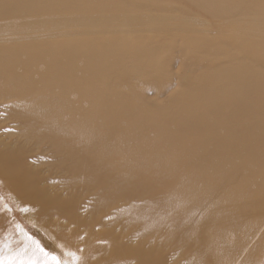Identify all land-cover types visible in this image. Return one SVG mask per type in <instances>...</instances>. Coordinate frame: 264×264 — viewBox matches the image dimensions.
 <instances>
[{
	"label": "rangeland",
	"instance_id": "374dc122",
	"mask_svg": "<svg viewBox=\"0 0 264 264\" xmlns=\"http://www.w3.org/2000/svg\"><path fill=\"white\" fill-rule=\"evenodd\" d=\"M7 1L6 3L9 4L15 3L4 8L6 12L12 11L11 13L8 12L7 14L0 8V14L2 13L0 15V47L14 48L15 51H33V47L36 50L32 54L35 53L38 58L39 55L47 57V61L51 60V58L47 56V50L49 49L46 47H53L55 39L61 42L59 43L57 40V45L66 50L82 41L86 42L91 49L86 50L87 52H80L81 54H79L78 61L75 64L76 72L66 68L60 71L61 76L58 74L60 76L58 78H54V68L51 61H48L46 64L47 61L45 59V63L44 61L41 63L43 59L40 58L38 59L40 61L37 59L33 60L34 64L37 62L39 70L37 69V65L33 66V61L30 59L28 62L30 65L21 67L11 64L4 69L6 72L0 71V77L3 76L6 81L10 80V83L6 87V90L9 92H2L0 89V144L4 150H14L13 155L10 157L13 159L11 165L13 175L21 177L25 173L33 178L32 181L36 184V189L41 192V196L48 197L51 195L64 201L70 198L73 206H75L72 214H69V219L62 218L64 217L62 215L66 214H62L60 210L53 209L49 211L50 217L53 218L51 221L55 225L60 224L65 230L60 228L58 232L56 229L53 230L52 227L51 229L50 227H44V229L47 228L48 230L41 229L30 221L28 214L30 210L29 206L22 208V204L24 203L22 201H25L24 198L17 195V199L21 202L12 200V194L10 193L11 190L14 191L15 186L9 177L3 173L0 165V253L5 258H8L9 255L19 254L20 256L21 254L20 258L24 261H37L39 264H43L45 259L51 260V256L45 257L36 245L27 239L28 236H31L33 240L39 242V246L45 252L56 256L61 264H86V262L87 264H93V261L96 260L94 257L102 251V245L110 243L109 241L112 237L117 241V245L114 244L107 255L111 264H195L192 262V258L195 256L192 251H181L177 242L167 241L166 237H162L160 233H151L146 237H141L139 228L135 224L133 225L131 221V224L128 223L129 220L125 217V214L116 212V209L127 205L139 206L141 204L139 200L129 201L131 199H127L128 202L127 200L123 199L124 201H122L120 199L116 200L114 205H110V208L98 212L93 211L95 202L107 192L108 180L113 174L127 167L125 159L127 154L124 151L121 154L124 157L118 155L119 159H113L109 163L103 160L102 153L104 150L100 147L98 148L97 155L90 158L84 155L82 157L83 164L80 162L77 169L85 171L88 162H94L93 167L96 164L95 167L86 177H104L100 183L101 187L94 190L92 182L89 181L84 185L83 183H79V185L73 186L72 181L76 180L74 178L75 174L64 167L58 168L56 166L59 158L54 154L50 141L45 138L38 139L25 135L23 132V128L25 127L24 120L22 121V119L13 116V111L16 109H21L23 112L44 103L51 111L46 116L40 114L34 116L36 128L41 127L43 123L42 117L53 121L55 124L58 122L61 130L70 137L69 141L71 145L74 146L76 143L83 145L89 143V141H97V136L105 137L108 135L101 134L103 131L93 121H100L104 116H108L109 109L103 105V102L107 101L108 95L111 94L115 98L116 104L121 102L120 106L115 105L111 107L115 109L112 110L115 113L119 112L117 108L123 107L124 103L135 104L136 110H134L136 113L139 112L137 109L141 107L143 110L145 108L144 111H148L145 120L137 124H132L129 115L125 116L119 122L120 129L117 133L119 137L134 135L138 130H144V127L147 128L154 125V123L166 129L164 131H155L153 134L150 132L147 134L153 137V139L147 138L146 142L151 140L159 148L145 150L143 155L147 158L143 161L138 160L141 162L136 163L134 166H128L127 168H132L131 171H128L129 175L131 173L141 175L146 171L153 170V166H155V162L153 161L158 160V165L164 168L166 177L174 179L175 182L172 188L170 184H165L164 188L173 189L175 186L182 184L185 178L195 177V172L202 170L203 176L206 177L210 174L209 169L213 170L218 167H225L227 166V161L232 160V166L225 170L223 179L230 178L236 182H241L234 183L231 186V191L240 196V198L224 201L218 205H229L234 210H239V214L242 217L238 221V225L242 231L232 236L229 234L228 241L231 240V242L227 241V244L229 246L235 243H242L248 246L253 243L245 251V254L253 256V258L256 257L257 260L254 258L256 261L253 264H264V210H262L264 209V199L259 201L258 208H256V204L251 205V207L246 203L248 200H257L258 197L264 195V188L259 193H253L251 191L253 189L244 185L243 181L238 180L236 177H230L232 174L237 173V171H242L244 176H254L257 173H261V170H264V156L257 161L253 158L250 159L255 160L250 165L245 164L244 161L249 157L250 153L246 151L247 147L241 148L242 150L240 149L243 146L240 145L243 141L241 139L242 127L236 124L242 125L247 122L257 123L261 120L264 121V115L254 109V112H242V115L237 117L234 115V108H231L224 113V120H229V122L225 124L221 131H208L200 127L194 128V130L200 131L188 130V125L191 122L189 118L198 113L200 108L194 106V103L201 104L199 98L202 102L206 101L202 106H207L208 103L212 104V101L215 100L211 96L220 91V94L225 95L227 103L230 102L237 108L247 107L248 105H259L264 102V93L262 94V90H264V0H250L247 1L248 3L241 0H207L208 4L203 3L201 0H89L87 3H84V0H74L73 2L75 3L76 1H82V8H80L82 11L79 9L71 12L77 13L76 15H62L58 13L53 15L59 16L60 19L49 15L50 11L45 4L46 0H33L34 3L32 0H25V3L28 2L29 7H26L27 4L25 3L24 5L21 4V0ZM222 1L231 2L226 5L228 7L234 6L232 9H228L229 12L224 15L218 9L221 6L218 2ZM23 2L24 0H22ZM63 2H67V0H63ZM37 3H39L38 6H36ZM20 11H22L21 14ZM63 12L66 13L67 11ZM86 12L89 14H86ZM17 13L20 16H15ZM86 15H91L89 16L91 20L99 15V17L109 18V20L101 22L103 31L102 34L100 33L101 39L96 37L97 34L93 31H89L92 36L86 34L84 37V28L81 25V21L83 18H88ZM187 17L189 21L184 20ZM52 18L56 28H61L63 31L57 29L54 33L50 32L53 30L51 29L53 27ZM110 25L111 29L116 26L118 30L114 28L112 31L109 28ZM132 26L135 28L129 29ZM141 26H144L142 28L145 30V33H143ZM121 28H126V30H122ZM153 28L160 29V31L158 32L157 30L158 33L153 32ZM107 29L111 31H107ZM18 30H20L21 34L18 33ZM22 30H26L25 33ZM27 31L28 34H26ZM30 31H32L31 34H29ZM68 31L71 34L64 35V32L68 33ZM5 32L6 34H4ZM40 32L45 34L43 35ZM60 32H62L61 37L57 35ZM16 34L22 36L18 37ZM1 35H5V37H1ZM11 39L12 41H10ZM13 39L19 40L14 41ZM23 39H26L28 42H26V45H32L31 48L26 49L21 44V40ZM45 42L48 44L47 46ZM50 44L54 45L51 46ZM137 44L143 46H141V51L136 48ZM57 45H55L56 48L58 47ZM99 45L101 47H98ZM38 50L41 52L39 53ZM43 50L46 51L44 52ZM121 50H125L124 52L126 53L121 52L120 54L123 53L124 55L119 59L117 56L120 55L118 53ZM218 52H220V55L215 54ZM111 54L112 56H110ZM122 62L125 63L123 64ZM229 62L238 66V70L235 71L236 73L234 76H231L228 82L219 81L216 79L217 74L219 71L227 69ZM120 64L121 66H119ZM101 65L103 67L99 70ZM111 65L115 67L113 68ZM89 66H96L98 71L88 75L82 73L79 79L76 75L74 76V73H77L80 67L85 70ZM31 67H36V69ZM29 71H31V75L27 74ZM23 72H25L26 76L22 74ZM10 73L13 77L8 78L11 76ZM66 73L68 76H65ZM33 74H35L36 78L26 79L31 78ZM121 75L123 78L120 77ZM40 76L41 78L45 77V80L47 77L46 84L45 81L43 83L40 81L39 85L37 82H35V85H28V82L40 79ZM73 77L77 78V80L75 81ZM15 78L16 80H20L19 84L15 83ZM23 78L28 82H24ZM71 82L72 84L69 86L67 83L70 84ZM80 84L82 88V100L79 97L80 95H73L74 89L79 87ZM257 84H260L262 89L258 91V94L249 95L246 92L247 89L250 87L254 88ZM55 89L58 91L55 92ZM13 104L17 105L14 106ZM208 121L214 124L216 119L214 116H209ZM85 122L87 126L83 127ZM205 132L208 135L216 136L222 141L232 143L230 146L235 150L234 157L219 153V149L215 144L206 142L202 144L203 133ZM248 144L246 143L245 145L248 146ZM132 148L133 146L129 147L130 153L135 151ZM20 149H22V152L17 153ZM214 155H220L221 157H215ZM10 188L9 193L8 189ZM221 189L223 188L214 185L204 192L208 194ZM207 204L214 207L210 202L204 203L203 212H206ZM184 209L179 210H183L179 215L186 211ZM216 219V222H223L222 216ZM234 220L235 218L230 216L228 222L234 223ZM59 221L60 223H58ZM70 225L75 226V228H71ZM71 230L73 231L71 232ZM201 233L205 236L209 233V229L205 228ZM242 238L244 239L243 241ZM62 243L68 244L67 247ZM69 245L71 246L69 247ZM258 247L261 249H258ZM232 248L234 247L232 246ZM20 249L21 251H19ZM69 249L73 252L69 251ZM225 249L226 247L222 246L217 250L220 254L215 253L212 255L203 251L204 254L200 252L199 256L204 263L223 264L228 254H235V252L230 253L227 250L224 252L225 254H221V251ZM83 250L84 252L82 253ZM257 250L261 253V258L258 256L259 254L257 255ZM75 251H78V254H75Z\"/></svg>",
	"mask_w": 264,
	"mask_h": 264
},
{
	"label": "bare ground",
	"instance_id": "6f19581e",
	"mask_svg": "<svg viewBox=\"0 0 264 264\" xmlns=\"http://www.w3.org/2000/svg\"><path fill=\"white\" fill-rule=\"evenodd\" d=\"M6 1L7 0H0V4H1L0 8L3 9L2 11H5V12H6V10L4 8H7L8 6L15 3V2L13 3L12 1L8 0L9 2H12V4H9V3H6ZM73 1L74 0H67V2H63V0H46L45 4L49 8V11H50L49 15L52 16L53 18L60 19L59 16H53V15H56L57 13L62 14V15H76L77 13H71V12L79 10L80 8H82V4H81L82 1H79V2L76 1V3ZM88 1L89 0H84V3H87ZM201 1H203V3L208 4L207 0H201ZM241 1H245V3H248L247 1H250V0H241ZM32 2H33V0H32ZM24 3H25V0L23 3L21 0V4L24 5ZM27 3H25V4H27ZM218 3H219V5H221L220 8H218V9H219L220 13L223 15L226 14L227 12H229L228 9H232L234 7V6H232V7L226 6L229 3H231L228 1H222V2H218ZM17 4H18V1H17ZM38 4L39 3H37L36 6H38ZM215 4H217V3H215ZM27 5H26V7H29V5L28 6ZM13 6H15V5H13ZM127 8L129 9V7H127ZM17 10H19V9H17ZM27 10H28V8H27ZM80 10L82 11V9H80ZM63 11H67V12L65 13ZM136 11H138V9H136ZM0 12H1V10H0ZM8 12H6V13L8 14ZM11 12L12 11H10L9 13H11ZM21 12L22 11H20V14H21ZM40 12H41V10H40ZM23 14H24V12H23ZM23 14H22V16H23ZM86 14H89V13L86 12ZM18 15L19 14L17 13L15 16H18ZM89 16H91V15H86V17H88V18H83L81 21V25L84 28V37L86 34H89V35L91 34V33H89V31H93L94 33L97 34L96 37L100 38V35L103 32L102 27H101V22L109 20V18L99 17L100 16L99 15L98 17H95L93 20H91L89 18ZM134 16H136V15H134ZM137 16H139V15H137ZM142 16H144V15H142ZM164 16H167V15H164ZM15 18H17V17H15ZM37 18H43V17H37ZM53 18L51 19L52 22H53ZM184 20L189 21V18L187 17ZM248 22H250V21L248 20ZM246 26H248V25H246ZM133 27L134 26L130 27L129 29H131ZM142 27H144V26H141V28ZM109 28L111 29V25ZM114 28H116V26L112 27L113 30H114ZM149 28H151V27H149ZM51 29H53L52 31H50L52 33H54L58 29L54 25V22H53V27H51ZM60 29L61 28H59L58 30L60 31ZM68 29H69V27H68ZM110 29L109 30L107 29V31L112 30V29L111 30ZM116 29H115V31H116ZM36 30L38 31V29H36ZM65 30H67V28H65ZM124 30H126V28ZM127 30H128V27H127ZM134 30H136V29H134ZM142 30H143V28H142ZM157 30H158V32L160 31V29H155V28L152 29L153 32L158 33ZM220 30H221V28H220ZM22 31L25 33L26 30H22ZM32 31H34V30L32 29ZM32 31H30L29 34H31ZM40 31H43V30H40ZM78 31H80V30H78ZM80 32H83V31H80ZM18 33H20V30H18ZM40 33H42V32H40ZM46 33H48V32H46ZM52 33H50V34L53 35ZM57 33H59V32H57ZM143 33H145V30H143ZM1 34H3V33H1ZM4 34H6V32ZM26 34H28V31L26 32ZM42 34L44 35L45 33H42ZM61 34H62V32H60V34H57V35H60V37H61ZM65 34H71V33H69V31H68V33L64 32V35ZM43 35H41V36H43ZM111 35H114V34H111ZM2 36L5 37V35H1V37ZM20 36H22V35H20ZM20 36H18V37H20ZM90 36H92V35H90ZM93 36H95V35H93ZM102 36H104V35H102ZM79 37H81V36H79ZM250 37H252V36H250ZM29 39H27V40H29ZM38 39H40V38L38 37ZM16 40H19V39H16ZM16 40H14V41H16ZM30 40H32V39H30ZM57 40L55 39L54 40L55 42H53L55 45H57V43L59 42V40H58V42H57ZM10 41H12V39ZM47 41L51 42L50 40H47ZM61 41H62V39H61ZM4 42H6V41H4ZM26 42H27L26 39L21 40V44L26 49L31 48L32 45L28 46V45H26L28 42L27 43ZM7 43H9V42H7ZM36 43H37V41H36ZM59 43H61V42H59ZM105 43H107V42H105ZM45 44H46V42H45ZM94 44H96V43H94ZM47 45L48 44H46V46ZM53 45H51V46H53ZM55 45L53 47L49 46L50 48L46 47L47 49H49V50L46 49L47 50V56L51 58V60H48V61H51L52 67L54 68L53 69L54 78L60 77L61 76L60 71H63L66 68H68L70 71L74 72L75 71V64L78 61L79 54L82 53L81 51H86V50L91 49V47L89 45H87V43L84 41L73 45L71 48H69L67 50L64 48H61V46H58V45H57L58 47L56 48ZM101 45H103V44H101ZM113 45H115V44H113ZM141 46L139 44H137L136 48L139 51H141L142 47H143V46L142 47ZM43 47H44V44H43ZM98 47H101V46L99 45ZM37 48H38V46H37ZM32 49H33V51L36 50L33 47H32ZM118 49L120 50V48H118ZM46 50H43V51L45 52ZM102 50H104V49H102ZM33 51L32 50L15 51L14 48L0 47V71L1 72L3 71V73L6 72V71H4V69L9 67V65H11V64L19 65V66L23 67V66L29 64L28 62L30 59L33 61L35 59L38 60L40 58V59H43L41 61V63H42L47 58V57H44L42 55H39V58H38V56L35 53L32 54ZM124 51L121 50V51H119L118 54H120L121 52H124ZM38 52H39V50H38ZM124 53H126V52H124ZM42 54H43V52H42ZM215 54L220 55V52L215 53ZM123 55L124 54L122 53V54L118 55L117 57L120 59L121 57H123ZM110 56H112V54ZM122 59H121V61H122ZM38 61H40V60H38ZM45 61H47V59ZM45 61H44V63H45ZM48 61L46 62V64L48 63ZM226 62H227V60H226ZM122 63L124 64L125 62H122ZM33 64H34V61H33ZM35 65H37V62L33 66H35ZM42 65H44V64H42ZM111 66H113V65H111ZM119 66H121V64ZM102 67L103 66L101 65L99 67V70H101ZM114 67L115 66H113V68ZM31 68L36 69V67H31ZM37 69H38V65H37ZM17 70H19V69H17ZM237 70H238V66L234 65L232 62H229L227 69H223V70L219 71L216 79H218L219 81L228 82L229 79L231 78V76H234V74L236 73L235 71H237ZM96 71H98L96 66H89L85 70H83L80 67L79 71L77 73H74V76L76 75L79 79L80 74H82V73L84 75H88V74H94ZM25 72H23L22 74L25 75ZM36 72H37V70H36ZM109 72H110V70H109ZM30 73H31V71H29L27 74L31 75ZM32 73H33V71H32ZM48 73H50V72H48ZM51 74H52V72H51ZM5 75H7V74H5ZM34 75L35 74H33V76L31 78H26V79H33V77H35ZM17 76H19V74H17ZM41 76H40V79L38 78L37 80L32 81V82H28L25 78H23V81L28 82V85L29 84L35 85L36 84L35 82H37V84H38L40 81H42V83L45 81V84H46L47 77L45 80V77L41 78ZM65 76H68V74L66 73ZM11 77H13L12 74L8 78H11ZM51 77H50V79H51ZM120 77L123 78L122 75ZM188 77H190V76H188ZM63 78L65 79V77H63ZM50 79H48V80H50ZM83 79H87V78H83ZM51 80H53V79H51ZM69 80H70V77H69ZM69 80H67V81L69 82ZM76 80H77V78L75 79V81ZM7 81L5 80V78H3V76L0 77V89L2 92H4V91L9 92L8 90H6V87L10 83V80L8 82ZM15 83L19 84L20 80L19 79L16 80V78H15ZM67 84L69 86H71L72 82L70 84L69 83H67ZM43 86H44V84H43ZM9 89H10V87H9ZM12 89H13V87H12ZM20 89H21V87H20ZM66 89H64V90H66ZM261 89H262V86L260 84H257L254 88L250 87L249 89H247L246 92L249 95H252L254 93L258 94V91H260ZM30 90H32V89H30ZM56 91H58V90L55 89V92ZM62 92H63V90H62ZM68 92H69V90H68ZM14 93H16V92H14ZM230 93H231V91H230ZM263 93H264V90H262V94ZM35 95H36V93H35ZM73 95H76V96L80 95L79 97L82 100L81 84L79 85V87L74 89ZM212 97H214L215 100L212 101V104L208 103L207 106H202L203 103H206V101L202 102L200 100V98H199V102L201 104L194 103V106L200 107L199 108L200 111L198 110V113L194 114L193 116H191L189 118V121H191L190 124L188 125L189 131H200V130H194V128H196V127H200L202 129L208 130V131L209 130L210 131H221L222 128L225 126V124H227L229 122V120H224V113L227 112L231 108L232 109L234 108L233 109L235 112L234 115L237 117H240L242 115V112H248V113L254 112V109L256 111H259L260 113H262L264 115V102L259 104V105H254V106L248 105L247 107L237 108L235 105H232L230 102L227 103V100L225 99V95L220 94V91L216 92L215 95L213 94L211 96V98ZM8 100H10V99H8ZM89 100H90V98H89ZM16 105H14V106H16ZM103 105L106 106L107 109H109L108 116H104L103 118L100 119V121L95 120L93 122H94V124H97L98 128L103 131L101 134H108V135H106L105 137L97 136V139H98L97 141L96 140L93 142L89 141V143L83 144V145L81 143H76L74 146L71 145V143L69 141L70 137L61 130L60 124L58 122H57V124H55L53 121L48 120V119L46 120V118L42 117L41 119H43V123L41 124V127L36 128L34 116L36 114L46 116L49 113V111H51V110H49L50 108H47V106L44 103H41L32 109L24 110L23 112L21 111V109H16L13 111V116L22 119V121L24 120V126L25 127L23 128V132L25 135H27L28 137H36L38 139L45 138V139H48L50 141V143L52 144V150H53L54 154L59 158V162L56 163L57 164L56 166L58 168L64 167L66 170H69L70 172L72 171L75 174L74 178L76 180H73V181L71 180L73 186H77V185H79V183H83V185H84L85 183H87V181H89V182H92L94 190H96L99 187H101L100 183L104 177H86V175L90 174L91 171L93 170V168L95 167L96 164L93 167L94 162H92V163L88 162V165H87L85 171L77 169V167L80 165V162L83 164L82 157L84 155L88 156L89 158L91 156L93 157L94 155L98 154V148L100 147V148H103V150H104L102 153L103 160L106 163H109L113 159H116V158L119 159L120 157H124L123 155H121L122 151H124L127 154V157H125L126 166L127 167L128 166H134L136 163L141 162L138 160L143 161L145 158H147L143 155L145 150L150 149V148H156V147L159 148L151 140L146 142L147 138L153 139V137H150L147 134L149 132L151 134H153V132H155V131L166 130L163 126L158 125L156 122L157 125H155V123H154V125H151L147 128L144 127V130L140 129L143 132L138 130L134 135L120 136L119 137L117 135L118 130L120 129L119 122L121 120H123L125 118V116L129 115V119H131L132 124H137V123L145 120V118L147 117L146 113L148 111H144L145 108L143 110V108L141 107V108L137 109V110H139V112L136 113L135 112V110H136L135 104L124 103L123 107L117 108L119 112L115 113L112 111L115 109H112L111 107L115 106V105L120 106L121 102L116 104L115 98L111 94L108 95V99H107V101L103 102ZM64 107H65V105H64ZM81 109H82V107H81ZM9 112H11V111H9ZM37 116H39V115H37ZM209 116L215 117L216 122L214 124L209 123V121H208ZM52 117H54V116L52 115ZM63 119H64V117H63ZM2 121H4V120H2ZM7 121H9V120H7ZM236 124L238 126L242 127L241 139H243V141L240 143V145H243V146H241L240 149L243 147H247L246 151H248V153H250V154H249V157L247 159H245L244 162L246 165H250V164L255 162V160H250V159L253 158V159H256V161H257L258 159H260L261 157L264 156V121L261 120L257 123H255V122H249L248 123L247 122V123L242 124V125H239L238 123H236ZM182 125H184V123H182ZM86 126L87 125L85 122L83 127H86ZM65 127H67V126H65ZM205 133H203L202 144L205 142L215 144L219 149V153H223L225 155L228 154L230 157H234L235 150L232 149V147L230 146L232 143H230L228 141H222V140L218 139L216 136L208 135L207 133L206 134ZM238 134H239V130H238ZM16 137H17V134H16ZM246 143H249L248 146L245 145ZM14 145H16V144L14 143ZM130 146H133L132 150L133 149L135 150L132 153L129 152ZM125 147H127V148L124 149ZM25 151H27V150H25ZM20 152H22V149L17 151V153H20ZM13 153H14V150H12V151L4 150V149H2V146L0 144V165L3 169V173L9 177L10 181L13 182V184L15 186V189H13L14 191H12L11 188L8 189V192H9V190H11V193L10 192L9 193L12 194L11 195L12 200L16 202V200H18L17 195L21 196V198H24V200L26 202L22 201V202H24L22 204V208L24 206H29L30 210H29L28 214L30 217V221L32 223H34L36 226L40 227L41 229H44V227H50V229H51V227H52L53 230L56 229V230H58V232H59L60 228H62V230H65L63 227H61L60 224L55 225V223L51 221V219H53V218L50 217L49 211H51L53 209H57L58 211L60 210L62 212V214H66V215L61 214L62 216H64L62 218L69 219L70 218L69 214H72V211L75 208V206H73V204H72V200L69 198L66 201H64V200H61V199H59L55 196H51V195H49L48 197H43V196H41V192L36 189V184L32 181V179H33L32 177L26 175L25 173L21 177H15V175H13V173L11 171V165L13 163V159H11L10 157L13 155ZM214 156L215 157H221L220 155H214ZM153 162H155V166H153V170L146 171V172L142 173L141 175H135L133 173H131L129 175L128 171H131L132 168H127V167L123 168V170H121L120 172L113 174V176L108 180V188H106L107 192L105 194H103L101 196V198L95 202V204L93 206V211L98 212V211H101L103 209L110 208V205L111 206L114 205L116 203V200L118 201L121 199L122 201H124L127 199L128 200L131 199L129 201H132V200L137 199L141 202V204L139 206L127 205L123 208L116 209V212L120 213V214H125V217L129 220L128 223H130V221H131L133 223V225L135 224L137 226V228H139L138 230H139V234L141 237H146L147 235H149L151 233H155V234L160 233L162 235V237H164V236L166 237L167 241L177 242L179 244V249L181 251H185V250L186 251L187 250L192 251V253L195 254V256L192 258V262L195 264H210L209 262H207V263L202 262V260L199 256L200 252L202 254H204L203 251L204 252L206 251L210 255L215 254V253L220 254L217 250H219V248L222 246H225L226 249L221 251V254L226 252V250L230 253L235 252V254H236V255L235 254H228L225 257L223 264H253L257 260L256 257H254L256 259L255 260L253 258V256L245 254V251H247V249H249L253 243L250 245H248V243H247L248 246H246L245 244H242V243H235V244H231L229 246L227 244V241H228L230 236L239 234V232L242 231V229H240L239 225H238V221H240V219L242 217L239 214V210H237V209L234 210L229 205H226V206L218 205L224 201L235 200L236 198L237 199L240 198V196L234 194L231 191V186L234 183H241V182H236L230 178L223 179V177H224L223 173L225 172V170L229 169L232 166V160L227 161V166H225V167H221V168L218 167V168H215L213 170L209 169L210 174H209V176H206V177L203 176L202 170L195 172V174H194L195 177L185 178L182 184L175 186L173 189H171V188L174 186V183H175L174 179H170V178L166 177L165 171L163 170L164 168L159 167V165H158V162H159L158 160H154ZM42 166H44V165H42ZM195 169H196V167H195ZM261 171H262L261 173H257L254 176H244L242 171H237V173L232 174L230 177H236L238 180L243 181L242 183H244V185H247L250 187V189H253L254 191L251 190L253 193H259L264 188V170H261ZM1 182H3V181H1ZM5 184H7V183H5ZM165 184H170L171 188L170 189L164 188ZM214 185H217L218 187H222L223 189L212 191L211 193H208V194H206L204 192L206 189H209V188L213 187ZM262 199H264V195L258 197L257 200H253V199L248 200L247 199L248 201H246V203L250 206L256 204V208H258V206L260 204L259 201ZM18 201L21 202L20 200H18ZM209 202L212 203L211 205L214 207L208 206V204H207L206 212H203L202 208H203L204 203H209ZM239 205H240V203H239ZM182 208H185L184 210H186V211L183 214L179 215L183 211V210L179 211ZM252 210L254 211V209H252ZM262 210H264V209H262ZM257 215L260 216L258 213H257ZM219 216H222V218H223L222 223H220L219 221L218 222L215 221V220H217L216 218ZM230 216L235 218L234 223L228 222V219ZM214 221H215V223H214ZM58 223H60V221ZM61 224H64V223H61ZM66 224H67V222H66ZM59 225H60V227H59ZM65 225H63V226H65ZM72 227L75 228V226H71V228ZM205 228L209 229V233L207 235L203 236L201 232ZM46 229H44V230H46ZM68 229H70V228H68ZM72 231L73 230H71V232ZM260 231H259V233H260ZM65 233L67 234V232H65ZM85 234L87 235V233H85ZM85 234H84V236H85ZM229 234H230V236H229ZM240 234H242V233H240ZM69 235H68V237H69ZM257 235H258V233H257ZM50 236H51V234H50ZM55 238H56V236H55ZM235 238H237V237H235ZM256 238H259V237H256ZM243 240L244 239L242 238V241ZM257 240L260 241L259 239H257ZM78 241H80V240H78ZM251 241H253V240H251ZM255 241H256V239H255ZM109 242L110 243H108V244L102 245V251L100 253H98L97 256L94 257L96 259V260L94 259L96 262L93 261V264H111V262H109L110 261L109 257L107 258V255L110 251V248L113 247L114 244L117 245V241L111 237V240ZM228 242H231V240ZM249 242H250V240H249ZM65 243H62V244L64 245ZM67 245L65 244L66 247H67ZM70 246L71 245H69V247ZM232 246L234 248H232ZM83 247H84V245H83ZM261 247H262V245H261ZM258 249H261V248L258 247ZM19 251H21V249ZM69 251L73 252L71 249H69ZM255 251H256V249H255ZM77 252L75 251V254ZM83 252H84V250L82 251V253ZM257 252H258V250H257ZM135 253H136V251H135ZM260 254L261 253H259V252L257 253V255L259 257L261 256ZM20 256H21V254H20ZM82 258H83V256H82ZM177 258H178V256H177ZM80 261H81V259H80ZM86 264H87V262H86Z\"/></svg>",
	"mask_w": 264,
	"mask_h": 264
},
{
	"label": "snow or ice",
	"instance_id": "6c2138e0",
	"mask_svg": "<svg viewBox=\"0 0 264 264\" xmlns=\"http://www.w3.org/2000/svg\"><path fill=\"white\" fill-rule=\"evenodd\" d=\"M27 239L31 241L33 244L36 245V247L39 249V251L45 256H51V260L45 259L43 261V264H61L60 260L52 255L51 253L45 252V250L39 246V242L33 240L31 236H28ZM0 264H39L37 261H24L20 258L19 254L16 255H9L8 258H5L2 253H0Z\"/></svg>",
	"mask_w": 264,
	"mask_h": 264
}]
</instances>
